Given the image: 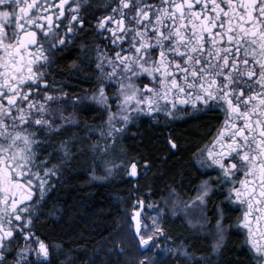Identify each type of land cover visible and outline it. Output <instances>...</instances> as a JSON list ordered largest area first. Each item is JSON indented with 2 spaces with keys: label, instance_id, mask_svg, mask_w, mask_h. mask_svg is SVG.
<instances>
[{
  "label": "snow or ice",
  "instance_id": "6c2138e0",
  "mask_svg": "<svg viewBox=\"0 0 264 264\" xmlns=\"http://www.w3.org/2000/svg\"><path fill=\"white\" fill-rule=\"evenodd\" d=\"M85 2L0 0V264H9L14 236L25 246L16 244L20 251L12 264H51L49 247L32 231L33 214L72 153L69 141L50 140L63 135L68 118L53 113L57 98L49 85L55 81L46 75L55 57L85 30L80 14ZM104 7L106 14L88 27L109 34L115 46L114 55L101 53L97 64L110 67L106 75L119 101L107 135L122 131L113 123L116 115L126 126L132 113L162 112L175 119L189 107L223 108L231 135L225 139L219 132L214 143L219 149L207 151L199 162L218 170L213 183L224 192L225 208L246 206L238 226L247 231L253 264H264V0H114ZM92 100L111 110L103 86ZM168 146L177 147L171 138ZM129 167V175L136 176V163ZM211 191L212 183L204 181L193 203L206 204ZM60 211L69 215L76 209ZM162 231L155 220L143 231L137 221L139 264H156L164 251L158 243ZM210 231L215 234L210 256L197 258L185 248L166 251L193 264H212L225 238L222 208Z\"/></svg>",
  "mask_w": 264,
  "mask_h": 264
},
{
  "label": "trees",
  "instance_id": "16d2710c",
  "mask_svg": "<svg viewBox=\"0 0 264 264\" xmlns=\"http://www.w3.org/2000/svg\"><path fill=\"white\" fill-rule=\"evenodd\" d=\"M86 117L81 118L83 123ZM213 120L208 115L172 127L152 126L143 121L134 132L130 131L132 136L126 144V169L122 170V175L118 171L114 173L117 177L110 176L112 164L108 166L110 172L103 183L86 179L89 165L73 169L70 180L66 175L64 187L51 204L52 219L44 224V238L52 246L51 264H136L140 251L130 215L135 201L138 199L148 204L150 199H164L173 191L180 198L195 196L200 180L193 164L195 152L212 134ZM85 136L84 130H75L70 138L85 139ZM169 136L177 145L175 151L168 146ZM118 163L115 161L116 166ZM132 163L144 170L145 176L140 175L137 181L127 174ZM207 202L210 222H216L217 208H222L227 228L223 248L212 264H253L244 236L234 226L233 221L238 217L236 213L230 207H224L221 194L216 192L208 197ZM72 208L76 211L69 215L60 211ZM166 218L164 233L174 241V246H184L197 258L211 255V241L200 238L181 220H172L169 215ZM118 248L123 249V255ZM160 264L193 262L169 256Z\"/></svg>",
  "mask_w": 264,
  "mask_h": 264
},
{
  "label": "flooded vegetation",
  "instance_id": "af4514ba",
  "mask_svg": "<svg viewBox=\"0 0 264 264\" xmlns=\"http://www.w3.org/2000/svg\"><path fill=\"white\" fill-rule=\"evenodd\" d=\"M113 2L114 0H86L81 8L80 13L85 20V30L81 31L78 34H75L76 38L67 44L66 50L55 57V62L53 63L52 67L47 70L50 75H46V79L55 81L54 85L51 83L49 85L50 91L54 93L57 98V102L51 105L53 113H55L58 118L62 114L64 117L69 118L72 121L70 124H68V126L64 128L63 135L59 137H50L51 142L58 143L60 140H64L65 134H67V132L73 134L75 130H84L85 133H87V136H85V143H88L90 145L88 148L89 152L96 155H100L104 152L103 147H101L103 141H97L94 139L95 132H97V130H100V128H104L101 117L107 116L108 114L117 113V105L119 104V101L115 100L116 88L113 86L112 82L108 80L106 75L109 71H111L110 67L106 62L100 67H97V64L100 62V54L105 53L108 57H111L112 55H114L112 49L115 46L110 44L109 41L111 37L109 36V34L105 33L104 36H101L92 28H89L88 24L91 23L94 25L96 23L97 17L106 14L107 10L104 5L113 4ZM53 11H56V9H53ZM67 16L68 12L66 8L65 19H67ZM53 19L55 20V17H53ZM61 24L63 26V22H61ZM126 43L127 42L125 41V46ZM140 79L143 80L144 77H141ZM101 86L104 87L105 94L108 98L107 102L109 105H111L110 111L106 109L103 104H99L92 100V96L98 92V89ZM61 91L66 94V96H64L63 98L60 97ZM198 109L199 110H193L189 107L185 112L180 113L179 117L175 119L165 116L162 112L153 113L150 118H139L138 120H135L133 129H131L130 131L134 132L137 129L138 125L143 121H147L152 126L172 127L182 125L183 123L196 118L199 119L208 115L212 116L214 119L212 134L210 135L208 140L203 142L197 149V151L195 152L196 157L193 161L196 171L200 174L197 191L199 189V185H201L204 181H209V183H212L211 194L215 192L217 194H221L224 204H226L224 192L218 185L213 183L217 179L216 172L218 170L214 168H208L206 165H202L199 160L205 158L207 151H215L219 149V144H215L214 147L215 138L217 137V134L219 132L224 133L225 139H227V137L231 135V133L227 131L228 127L231 124V121L229 120V123L227 125L225 124L226 113L221 107L209 105L207 107L201 108L198 105ZM84 116H88L86 117L85 123H83L81 120V118H83ZM153 117H155V119ZM175 150L176 148L173 149V151ZM48 151H52V149L49 148ZM57 159H59L58 156L50 160L49 163H55ZM136 166L138 170V176H145L144 170L137 164ZM143 167L148 168V165L147 167H145V165ZM60 168L61 171L59 179L53 177L50 181L55 185V187L46 191L44 199L42 201H39L33 214L32 231L35 233L36 237H38L49 247V259L51 258L52 246L44 238V224L47 222V220L52 219L51 204L53 203L52 201H54V199L56 198L57 193L61 190V188L64 187L66 182L65 176L68 175V178L70 180L73 177L70 175H74L75 170L72 165H70L69 163L65 164L63 162H61ZM92 169L98 170L99 173L105 175V179L102 181V183L106 181L107 175L101 167H91L90 169H87L86 179L88 181H90V170ZM173 192L176 193L175 191ZM176 194L178 195V193ZM178 197L180 198L179 195ZM36 199L37 196L34 194L33 200L35 201ZM180 199L189 201L191 198L181 197ZM141 201L142 200L138 199L135 201L138 203L136 210L140 209ZM208 206L209 204L207 202V211ZM148 207L150 208V210H147ZM228 207H230V209L236 213V216H238L236 220L233 221L234 226L242 232L246 245L247 247H249L247 243V231L244 228L238 226V222L243 217L246 206L239 203H232L229 204ZM152 211L153 207L149 204H145L144 202V214L142 216V223L146 218L147 213H151ZM161 236H164V234ZM14 240L16 241V243L13 244L12 250L8 253L9 264H12L13 256L19 253L20 248H23L25 246V241L22 238H17L14 236ZM27 243L30 244L33 248L36 247L35 243H33L32 240L27 241ZM16 244H19L20 248H17ZM53 254H55V252Z\"/></svg>",
  "mask_w": 264,
  "mask_h": 264
},
{
  "label": "rangeland",
  "instance_id": "374dc122",
  "mask_svg": "<svg viewBox=\"0 0 264 264\" xmlns=\"http://www.w3.org/2000/svg\"><path fill=\"white\" fill-rule=\"evenodd\" d=\"M109 115L110 114L101 117L104 128H100V130H97V132H95L94 134L95 140L103 141L101 147H103L104 152L101 153L100 155H96L94 153L89 152L88 148L90 145L88 143H85V139L78 138L77 140H73L70 138L71 133L67 132V134H65V138L67 137L66 138L67 141L70 142L71 153H72L69 157L70 160L69 164L72 165L74 169H76L77 166H81V165H84L85 167L89 165L90 168L101 167L104 170L105 174L107 175V173L109 172L108 166L112 164L110 168L111 177H117V175L114 173L118 171H120L119 175L120 174L122 175V170L126 169V159H127L126 144L129 142V139L132 136V134H130V130L133 129L134 121L138 120L139 118H150V116L145 114L137 115L136 113H132L131 114L132 118L127 122L126 126H123L119 115H116L114 116L113 123L116 125V127L122 128V131L114 132L111 136H109L107 135V132L109 130V124H108ZM71 122H72L71 119L68 118V123L66 126H68V124H70ZM101 132H104L105 135L102 136ZM113 137L115 138V142H113ZM115 161L119 162L118 166H116ZM127 174L129 175V168H127ZM89 179L93 183H100L105 179V175L99 173L98 170L92 169L90 170ZM196 195L194 196L193 199H190L189 201H184L180 199L176 193L172 192L169 194L168 197L164 199L158 201L152 199L149 200L148 204L153 207V211L151 213H147L146 218L143 221L142 231L144 230L146 225L148 226L149 229H151L153 225V220H155L157 225L163 230L161 233L158 234V243H159V248L164 251H161L160 254L157 256L156 264H160L162 260L167 259V257L169 256L182 257L181 255H178L175 251L169 252L166 251V249L177 250V249L185 248L184 246H174V241H170V239H168L167 235L164 233L165 232L164 223L167 219L166 215H169L172 220H181V222L184 223L189 229L196 232L200 238L205 239L206 241H211V245H212L215 234L214 231H210V229L215 228L216 222L212 224L210 222V219L208 218L207 210H206L207 202L204 205H200L199 202L193 203V201L196 198ZM223 226L225 228V233H226L227 228L224 224V217H223ZM225 233H224V237H225ZM163 234L164 236H161ZM153 243L156 242L153 241ZM141 259H143V257L140 252V254H138L137 260L135 261L136 264H139V261ZM131 262L132 261H130V263Z\"/></svg>",
  "mask_w": 264,
  "mask_h": 264
},
{
  "label": "water",
  "instance_id": "95a60500",
  "mask_svg": "<svg viewBox=\"0 0 264 264\" xmlns=\"http://www.w3.org/2000/svg\"><path fill=\"white\" fill-rule=\"evenodd\" d=\"M129 172H130V168H129ZM129 177L133 181H137L138 180V177H139L138 176V170H137V175L136 176L129 175ZM137 205H138V203L135 202V204H134V208L135 209H133L132 215H131V223H132V226H133V232L135 231V226H136L137 221H139V224H140V227H141V230H142V216L144 214V202L143 201L140 202V209L139 210H136ZM147 210H150V208L148 207ZM136 212H139L140 213L139 217H136L135 216Z\"/></svg>",
  "mask_w": 264,
  "mask_h": 264
}]
</instances>
